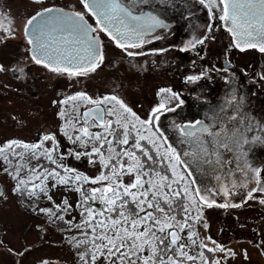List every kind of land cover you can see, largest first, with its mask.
<instances>
[{
	"label": "snow or ice",
	"instance_id": "obj_1",
	"mask_svg": "<svg viewBox=\"0 0 264 264\" xmlns=\"http://www.w3.org/2000/svg\"><path fill=\"white\" fill-rule=\"evenodd\" d=\"M81 3L96 18L98 28L91 27L82 13L47 7L26 20L23 32L36 64L68 77L86 76L104 61L102 45L93 33H105L132 57L145 53L129 49L142 48L152 42L147 37L169 27L157 14L136 10L139 5H151L152 0ZM199 3L209 13L214 7L220 9L219 19L240 51L253 48L264 53V0ZM11 24L0 14V31L11 34ZM205 39L190 40L181 51L203 44ZM200 79V75L186 78L190 82ZM260 79L264 80V74ZM160 95L165 99L146 119L114 95L98 99L83 92L70 95L60 101L66 107L58 113L64 120L61 131L68 146L54 134H46L36 143L11 140L0 145V162L16 181L14 190L33 200L46 197L51 207L38 210L53 222L62 221L66 231L79 233L69 243L83 248L77 253L81 264H221L217 252L224 259L236 254L201 234L199 226L208 227L203 223L204 209L240 207L227 199L238 189L246 190L245 202L258 200L264 205V166L249 161L256 147H264V120L244 108L243 97H231L210 114L208 123L196 120L177 125L181 143L187 145L180 152L161 131L159 120L184 101L171 89H161ZM172 100L177 101L174 107L169 106ZM81 103L86 110L80 111ZM69 158L86 160L98 169L97 174L89 176L70 166ZM189 160L213 165L221 172L215 177L219 187L194 188ZM60 188L76 193L78 201L73 205L64 198L55 204L50 193ZM220 194L226 198L224 203L215 200ZM74 209L79 222H74L75 217L65 219ZM244 255L247 259L246 252Z\"/></svg>",
	"mask_w": 264,
	"mask_h": 264
},
{
	"label": "flooded vegetation",
	"instance_id": "obj_2",
	"mask_svg": "<svg viewBox=\"0 0 264 264\" xmlns=\"http://www.w3.org/2000/svg\"><path fill=\"white\" fill-rule=\"evenodd\" d=\"M129 2L130 0H124V3ZM46 7L63 10L66 13H82L91 27L98 28L96 18L87 12L81 0H42L40 4L34 3V0H0V14L12 21L11 34L0 31V67L3 68V71H0V124L5 121L4 114L7 107L12 106L16 100L23 101L25 107L33 108L36 98L41 95L38 82L51 81L50 84L49 82L46 84L53 88L54 82H61L60 87L55 90L50 89L51 95L53 91L57 92L53 99L48 95L52 99L51 103L49 100L50 115L46 113L43 119L40 116L43 124H48L47 128L39 130L34 138L30 130L24 131V136L14 133L6 137V126L1 125L0 145L11 140L36 143L42 136L54 134L59 141L62 140V144L68 146V141L61 131L64 120L58 115L66 106L60 101L70 95L86 93L83 86L91 81L99 84L117 80L129 81L130 100L126 104L144 119L148 118L152 109L165 99L160 95L161 89H171L172 92L177 93L184 101L183 105L175 112L166 111L161 115L159 126L169 142L177 146L180 152H183L187 145L181 143L182 138L177 125L196 120L208 123L210 114L218 111L220 106L233 96L237 100L243 97L244 108L253 113L258 120H264V80L260 79V76L264 74V53L253 48L240 51L235 47L232 35L227 31L224 22L219 19L222 14L219 8L214 7L212 13H209L199 0H169L168 3L152 0L151 5H139L136 9L138 12L141 9L146 12L151 11L169 25L168 29H158L151 37H147L146 39H152L151 43H146L142 48L129 49V51L145 54L129 57L124 50L117 48L114 41L105 33L97 31L93 34L99 38L102 45L103 63L95 72H90L86 76L68 77L53 73L43 65L36 64L32 59V47L27 43V37L23 32L26 20ZM4 24L5 27L9 26L7 19L4 20ZM156 35L161 38L154 39ZM204 37L207 39L203 44H196L194 47H189L187 51H181L190 40ZM45 38L48 39V37ZM190 75H200L201 79L196 82L187 81L186 78ZM118 92L119 90L111 88L99 98L113 95L120 98ZM176 103L177 101L172 100L169 106L174 107ZM89 107L92 106L89 105ZM32 110L29 111L30 119ZM84 110L86 109L81 103L80 111ZM10 113L15 116L13 112ZM14 128L15 130L23 129L22 126H14ZM7 133L12 134V131ZM226 155L232 158L231 154L226 153ZM249 161L254 166H264V147H256L249 154ZM189 162L192 163L191 160ZM231 167L234 168L235 164ZM191 171L192 179L196 181L194 188L199 185L210 188L219 187L215 177L222 173L216 171L213 165L192 163ZM4 182L9 184L7 193ZM15 185L16 181L3 171L2 166L0 206L7 203V197H11L16 208L22 213L25 212V215H29L28 207L36 204L26 194L21 195L16 192ZM245 192V189H238L236 195L227 198L232 203L241 205L222 208L227 221L230 220L231 214L234 219L236 217L242 223L252 219L251 216L242 217L246 209L254 210L252 217L257 216V209L264 211V205L259 204L258 200L245 202ZM225 199L222 194L215 196L217 203H224ZM215 208L217 207L210 209ZM211 215L214 216L215 213ZM30 225L33 227L32 223ZM255 230L260 238L261 230ZM3 231L5 230L0 228V252L8 255L9 259H6L9 264H22L21 260L27 254L29 256L33 250V241L23 244L19 250H16L7 242L6 232ZM27 240H29L28 236Z\"/></svg>",
	"mask_w": 264,
	"mask_h": 264
},
{
	"label": "rangeland",
	"instance_id": "obj_3",
	"mask_svg": "<svg viewBox=\"0 0 264 264\" xmlns=\"http://www.w3.org/2000/svg\"><path fill=\"white\" fill-rule=\"evenodd\" d=\"M126 81L117 80L111 83L102 82L101 84L91 81L86 82L83 88L94 99L99 98L101 94L106 93L111 88L119 90V97L127 103L130 100L129 90L131 85L129 81ZM46 82L51 83V81L47 80ZM46 82H38L40 83L39 89L41 95L38 98L35 97L36 104H33V108L31 106L25 107L23 101L19 102V100H16L12 106L7 107L6 114H4L5 121L0 124V126L4 124L6 126V137L14 135V133L24 136V131L28 132L30 130L31 133L33 132L34 138L39 130L47 128L48 124L44 125V122L40 120V116L43 119L46 113L50 115L49 100L51 103V100L54 98L53 96L57 92L53 91L51 95L50 89L53 87L48 86ZM53 85V90H55L61 86V82H54ZM30 109H33L31 119L29 118ZM10 112H13L15 116H12ZM14 126H22L24 130H15ZM1 131L2 128H0V135ZM9 131H12V134L7 133ZM60 142L62 144V140ZM68 163L70 166L78 168L81 172L91 174L92 176L96 175L98 171L97 168L89 165L86 160L75 161L69 158ZM2 166L3 164L0 162V169H2ZM8 185L7 182H4V186H7L5 189L6 193L9 190ZM199 187L202 188L203 186L199 185ZM51 193L52 198L59 203L69 195L74 196L67 190L53 189ZM7 199V203L0 206V228L1 230H5L3 232H6L5 239L16 250H19L23 244H29V241H33V250L29 256L27 254L21 260L22 264H40L43 262H48L49 264H78L76 254L68 248L66 241L63 239V234H61V231L55 227L51 220L45 219L43 215L31 214L32 211H28L29 215H25V212L22 213L16 208L11 197H7ZM72 200L74 202L73 198ZM213 212L215 213L214 216L211 215ZM243 212L246 213H243L242 217L251 216L250 218L252 219H247L242 223L240 219L236 217L234 219L231 214L230 220L227 221L222 208H215L214 210L210 208L204 209L203 223H207L208 227L205 229L201 224L199 226L201 234L211 237L212 240H215L226 250L230 249L236 254L234 257L229 255L227 259H224L223 254L217 252L216 256L221 259V264H264V211L262 212L257 209L256 217H252L255 213L253 209H246ZM30 223L33 224V227ZM255 229L261 230L260 238L257 236ZM68 233L73 235L72 232ZM27 236L29 240H27ZM209 246L212 245L209 244ZM245 252L247 253V259L244 255ZM6 258L9 259L8 255L0 252V264H9Z\"/></svg>",
	"mask_w": 264,
	"mask_h": 264
},
{
	"label": "trees",
	"instance_id": "obj_4",
	"mask_svg": "<svg viewBox=\"0 0 264 264\" xmlns=\"http://www.w3.org/2000/svg\"><path fill=\"white\" fill-rule=\"evenodd\" d=\"M83 173H85V172H83ZM85 174H87V173H85ZM87 175L92 176L91 174H87ZM57 190H66V189L60 188V189H57ZM70 193H72L74 196H70L69 195L68 197H65V198H67L69 200V202L74 205L78 201V195L76 193H74V192H70ZM50 194L52 195V193H50ZM72 198L74 199V202H72L73 201ZM42 200L44 201L43 203H42ZM53 201L55 202V204H60L61 203V202L60 203L56 202L54 199H53ZM33 203L36 204V205L33 206V204H32L31 207H28V211H32V213H34L35 215H39V216L43 215V217L45 219L51 220L53 222L52 218H50L49 216L45 215L44 213H42V212H40L38 210L39 208L51 207V202L46 197L41 196L39 199L33 200ZM53 211H55V209H53ZM72 217H75V221L74 222H79L80 217H79L78 210L74 209L72 211L71 215H65V219H72ZM53 224L55 225V227L59 231H61V234H63V239L66 241L68 248L76 254L77 263L81 264V262L79 261V256H78L77 253H78V251H83V248L76 249L72 244L69 243V239L71 238L72 235H70L68 233V231H66V227L67 226L62 221H58L57 220V221H54ZM73 234L79 236V233H73ZM80 238L82 239L83 237L81 236ZM195 251L196 250H193V254H195Z\"/></svg>",
	"mask_w": 264,
	"mask_h": 264
},
{
	"label": "bare ground",
	"instance_id": "obj_5",
	"mask_svg": "<svg viewBox=\"0 0 264 264\" xmlns=\"http://www.w3.org/2000/svg\"><path fill=\"white\" fill-rule=\"evenodd\" d=\"M93 36H96V35L93 34Z\"/></svg>",
	"mask_w": 264,
	"mask_h": 264
}]
</instances>
